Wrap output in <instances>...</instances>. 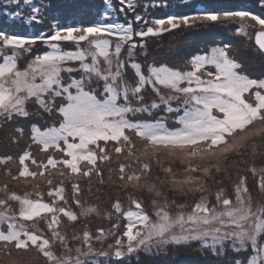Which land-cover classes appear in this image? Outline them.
I'll return each instance as SVG.
<instances>
[{"label": "snow or ice", "instance_id": "1", "mask_svg": "<svg viewBox=\"0 0 264 264\" xmlns=\"http://www.w3.org/2000/svg\"><path fill=\"white\" fill-rule=\"evenodd\" d=\"M118 2L119 8L113 0H102L95 20L87 24H62L52 17L47 31L32 35L0 28V121L29 118L33 104L38 112H55L59 117L55 122L58 126L43 131L32 124L30 140L42 158L25 150L18 157V174L12 177L46 179L50 202H45L39 192L32 199V193L17 194L5 186L0 192V245L17 250L35 248L48 264H123L125 258L140 251L152 254L155 250L158 254L168 245L199 242L213 255H224L226 245L230 247L234 253L231 264H264V205L254 209L246 176L242 175L231 190L219 186L223 182L212 177V168L219 172L223 161L234 156L244 158L252 136L249 128L257 123L264 125V79L242 74L241 64L229 56V45L193 56L188 70L135 59V50L143 46L136 37L157 36L198 21L239 20L240 32L249 18L264 28V18L250 10H205L151 20L134 15V21H122L120 14L127 10L135 13L137 5L133 0ZM257 2L264 8V0ZM11 4L13 7L3 15L23 24H43L52 7L51 0H11ZM151 6L168 5L165 0ZM141 23L143 28L136 30L134 24ZM262 38L264 31L257 34V43L264 50ZM37 44L44 48L21 69V58L25 53L31 56ZM66 44L74 47L66 48ZM206 65L214 66L215 71H206ZM149 88L158 100L146 101ZM160 109L175 114V127H168L163 118L152 119ZM16 131L22 135L24 129ZM136 140L143 145L139 153ZM162 150L209 166H190L182 178L165 169L167 178L161 180L153 175L151 157H159ZM113 154L126 155L125 162L119 163L116 189L127 194L129 208L125 210L117 198L105 215L109 219L123 216L125 230L116 235L98 228L95 234L85 230L69 238L61 227L63 218L78 222L98 212L96 207H83L78 198L82 194L79 179L94 173L100 176L99 165L110 163ZM12 159L3 156L0 163ZM249 171L264 193V167ZM57 174L61 177L59 184L49 178ZM72 178L77 182L72 184L71 199L81 208L79 213L65 195V181ZM209 178L217 185L215 203L207 185ZM165 185L185 196L199 193V199L190 207L169 200L163 191ZM145 193L151 213L145 207ZM12 201L19 204L18 211L13 210ZM26 222H32L33 227ZM40 222L46 228L37 227ZM108 239L114 243L107 244L106 250L94 248L95 243ZM74 243L77 246L73 249ZM244 252L247 256L241 255Z\"/></svg>", "mask_w": 264, "mask_h": 264}, {"label": "rangeland", "instance_id": "2", "mask_svg": "<svg viewBox=\"0 0 264 264\" xmlns=\"http://www.w3.org/2000/svg\"><path fill=\"white\" fill-rule=\"evenodd\" d=\"M236 22H239V20L232 23H236ZM207 23H209V21H198L190 26L181 25L176 29H170L168 31L163 32L160 35L152 36V39L151 37H144L145 40L150 38L149 42H147V46H145V48L143 47L144 46L143 45L142 47H138L135 50V58L137 54H140V56L144 57L145 62L148 63L151 59L154 58L159 59L161 57H165L169 54L168 51H166L168 49V46L170 45L169 43L177 39L175 38L176 36L179 35L181 38H184L183 36H187V35H183V32H188L189 30L197 29L198 27H202L204 24ZM217 23L222 24L225 22L217 21ZM138 40L139 43L143 44L142 38L139 37ZM68 45H70V47H66V48L74 47L71 44ZM149 47H151L152 51L149 49ZM36 49L37 47H35L34 50ZM179 50L182 52L184 51L182 48ZM34 52L36 51H33L32 53ZM153 55H155V57ZM255 55L257 62L262 63L261 65L264 66V58L259 59L257 57V54ZM31 58H32L31 56L25 53L19 62L20 68L21 69L24 68L27 62ZM179 58H181V56H179ZM205 70L213 71V72L215 71L214 66L212 65H206ZM164 91L166 92L167 90ZM145 97L147 102L158 100V98L155 96V94L151 91L150 88L147 89V91L145 92ZM173 107H175V104H173ZM29 112H30L29 118L30 120L34 121L35 124L39 119L47 123L48 125L47 127L58 126L55 124V122L59 120L58 116H53L52 114L49 115L46 112L45 113L38 112L34 104L29 107ZM154 115L156 117L158 116L157 118H163L166 121L168 127H170L168 125L169 124L168 122L170 121L174 122V118H175V114H165L162 109L155 111ZM36 125L39 127V124ZM17 128H19L18 124L10 125V123L8 122L0 121V130H2L4 135H6L7 133L9 134L12 131H14V133L17 132L16 131ZM40 130L43 131L44 129L40 128ZM249 132L252 133V136L248 140L250 147H249V152L246 153L245 157L241 159L239 157L234 156L227 161H223L221 164V170L219 172H217L215 167H213L212 177H214L215 181L217 182L220 181L223 182L219 186H223L228 190H231L232 185L238 182L242 175L246 176L247 186L249 188L253 202V207L255 209L260 205H264V193H261L258 190L257 177L254 176L252 172L249 171V169L254 167L257 170H259L260 168L264 167V125L257 123L254 126H252ZM243 134L244 133H241V135ZM24 144L25 142L24 140H22L21 136H19L18 139L11 138V140H8V142H4L3 140H0V157L3 156L13 157V159L6 164L0 163V192H3L4 187L7 186L10 192L15 191L17 194L22 195L25 192L32 193L33 194L31 197L32 199H36L37 198L36 192H39L40 196L43 198L45 202H50L48 197L49 185L47 184L46 179H43L39 176H37L36 178H27V179L25 178L12 179V177H16L18 174L17 157L19 153H21L20 146ZM17 146H18L17 150L14 149ZM101 146H103V143L101 144ZM108 147L111 150L112 145H109ZM138 150H141V148H138ZM253 152H255V155H252ZM163 156L164 158H162ZM163 156H159L161 158H155V157L151 158V162L153 164V175L159 176L161 180L167 178L164 172L165 169H172V172L176 173L178 178H182V174L190 166H194L195 164H200V163H203V167L209 166L207 162H201L199 160L189 161L187 159H182L180 156H170V155H163ZM125 157L126 155L123 157V159ZM113 159H118L119 163L125 162V160H123L122 157H116L114 154L112 156V161ZM112 161L110 163L106 162L103 163L102 165H99V168L102 170V174L101 176H99L98 179L99 181H101L100 183L101 187L94 188L91 182H89L87 178L79 179L78 182L82 194L78 198L81 200L83 207L85 209L88 207H96L98 209V212L90 213L86 217H81L78 222H70L67 220V218H63L61 227L63 231H66V234L68 235L69 238L73 234L80 235L85 230L95 234L98 228H103L106 232L112 231L116 235L122 234V232L125 230V225L127 221L123 216L117 218L115 215H113L112 218L109 219L108 216L105 215L106 212L111 210V204L117 198L121 200L122 206L125 210H128L129 208V200L127 194L124 192H119L116 189V185H118L120 181L115 179V174L118 173V170H117V166L114 165ZM238 161H239V168H237ZM33 169L36 170L35 167ZM110 170L112 172L111 178H110ZM9 172L11 173V175H8ZM196 174L199 175V172ZM49 178H52L53 182L56 184L60 183L61 181V177L59 176V174ZM76 182L77 179L73 180V178L71 180L65 181V189H66L65 195L69 199V203L72 206L73 210L79 213L81 211V208L77 207L71 199L72 184ZM207 185L209 187V190L213 193V196L211 197L212 203H215L214 193L216 191L217 185L213 183L212 178H209L207 180ZM163 191L165 192L169 200L175 199L178 203L187 204L189 207L196 200H198L200 196L199 193L188 194L187 196L179 192L174 193L170 191L167 185H165ZM134 195L138 198L140 197V193H135ZM205 195H207V193H205ZM143 199L145 200L146 210L151 213L152 208L146 193L144 194ZM10 203L13 210L18 211L19 204L15 201H12ZM59 206H63V205L61 204ZM26 223L28 227H33L32 222H26ZM113 224H117L118 228L113 229L112 228ZM36 226L46 228V225H44L42 222L38 223ZM112 243H114V240L108 239L104 243H95L94 248L97 250H101V249L106 250L107 244H112ZM76 246L77 244L74 243L72 245L73 249ZM226 248H227L226 254L213 255L211 250L201 248L199 242H192L187 245H179V246L168 245L161 248L158 254L155 252V250L153 251L152 254H148L144 251L134 253L130 257L125 258L123 264H173L175 262L177 263L179 259L183 261L184 258L190 256L191 259L194 261L191 264H231V261L234 257V253L227 245ZM241 255L247 256V252L241 253ZM216 257H218L219 259H216ZM100 259L104 260L105 258H100ZM0 264H48V261L35 248H30L28 250H17L14 248V246H11L10 248L6 249L2 245H0Z\"/></svg>", "mask_w": 264, "mask_h": 264}, {"label": "trees", "instance_id": "3", "mask_svg": "<svg viewBox=\"0 0 264 264\" xmlns=\"http://www.w3.org/2000/svg\"><path fill=\"white\" fill-rule=\"evenodd\" d=\"M154 2L163 3L165 0H133V3L137 5L135 13H133L131 10H127L126 13L120 14V19L122 21H134V15H141L146 19L151 20L153 18H164L172 14H195L205 10H250L253 12V14L261 15V17L264 18V8H261L258 5L257 0H166L168 5L167 7H152L151 5ZM113 3L117 8L120 7L118 0H113ZM51 5L52 7L49 9L48 17L43 24H23L18 20H13L3 15V11L13 7V5L11 4V0H0V28L16 33H26L28 35H32L40 31H47L49 25L51 24L52 17H56L62 24H87L95 20L96 14L102 8V0H51ZM239 24L240 21L236 23L225 22L222 24L209 21V23L204 24L202 27L189 30L188 32H183V35H187L183 36L184 38H181L179 35L176 36L175 38L177 39L174 38L175 40L169 43L170 45L166 50L169 53L167 56L161 57L159 59H151L148 63L145 62L144 57L140 56V54H137L135 59L144 64H154L155 66L167 65L175 69L188 70L190 68L189 61L193 56L204 54L215 46L222 47L224 45H229V56L241 64L239 71L242 74H246L250 79H264V66L261 65L262 63L257 62L255 55L257 54V57L260 59L264 58V53L257 49L253 41L255 32L264 28H261V26L257 25L255 21H252L249 18L246 22L247 27L238 32L237 28ZM134 27L136 30H141L143 28V24H134ZM148 37H151L152 39V36ZM138 38L139 37H136L135 39L139 43ZM149 39L150 38L145 40L142 38L144 48L147 46ZM35 47H37V49L33 51L36 52L32 53L31 57L35 56L40 49L44 48L42 44L34 45L33 49H35ZM65 47H70V45L66 44ZM181 48L184 50L183 52L179 50ZM149 49L151 50V47H149ZM153 56L155 57V55ZM179 56H181V58H179ZM245 96L247 98V95ZM249 102L252 101L250 100ZM57 103H59V101H57ZM52 115L58 116L55 112H53ZM157 117L154 115L152 119L155 120ZM170 122H168L170 127L176 126L174 122ZM33 123L34 121L30 120V118L20 120L14 119L12 122H10V125L18 124L19 128L24 129L23 134L21 135L12 131L11 133L4 135L2 130H0V140L8 142V140H11V138L18 139V137L21 136L25 144L20 146L21 153H19V155L23 154L25 150H30L37 159L42 158L39 149L34 144H32L30 140V128ZM36 124H39V128L42 129H45V127L48 126L47 123L39 119L37 120ZM251 128H249L248 131H250ZM136 143L138 144L137 147L141 148V150H138V152L143 151V145L139 142V140H136ZM29 145H31L30 148ZM17 148L18 146L14 149L17 150ZM163 155L168 154L162 150L159 156ZM44 158L46 159V157ZM162 158H164V156ZM123 160H126V157ZM112 162L117 166L118 170L119 160L113 159ZM33 168L31 170H34ZM117 174L118 173L115 174V179ZM75 179L76 178H73V180ZM87 179L89 182H91L94 188L101 187V181L98 180L99 176H97L95 173ZM216 259L219 258L216 257ZM192 262L194 261L190 256L184 258L183 261L179 259L177 263L175 262L173 264H191Z\"/></svg>", "mask_w": 264, "mask_h": 264}, {"label": "water", "instance_id": "4", "mask_svg": "<svg viewBox=\"0 0 264 264\" xmlns=\"http://www.w3.org/2000/svg\"><path fill=\"white\" fill-rule=\"evenodd\" d=\"M260 31H264V29H260L259 31L255 32V34H254V36H253V41H254V44H255V46L257 47V49H258L259 51H261V52L264 53V50H261L260 47H259V45H258V43H257V34H258ZM262 39H264V38H262Z\"/></svg>", "mask_w": 264, "mask_h": 264}]
</instances>
